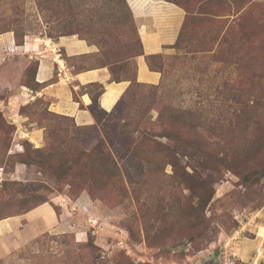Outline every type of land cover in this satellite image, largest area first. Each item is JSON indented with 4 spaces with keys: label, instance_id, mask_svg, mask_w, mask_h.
Returning a JSON list of instances; mask_svg holds the SVG:
<instances>
[{
    "label": "rangeland",
    "instance_id": "obj_1",
    "mask_svg": "<svg viewBox=\"0 0 264 264\" xmlns=\"http://www.w3.org/2000/svg\"><path fill=\"white\" fill-rule=\"evenodd\" d=\"M166 1L184 19L149 59L162 74L149 84L136 81L134 0H0V219L41 205L59 217L18 248L0 237V264H219L222 251L253 264L257 247L264 257V0ZM62 36L95 49L69 57L53 44L74 70L130 81L91 125L37 94L36 46Z\"/></svg>",
    "mask_w": 264,
    "mask_h": 264
},
{
    "label": "crops",
    "instance_id": "obj_2",
    "mask_svg": "<svg viewBox=\"0 0 264 264\" xmlns=\"http://www.w3.org/2000/svg\"><path fill=\"white\" fill-rule=\"evenodd\" d=\"M134 1L141 7L137 16L145 53L137 58V81L157 84L162 74L149 67L145 55L164 52L166 50L164 46L175 41L184 13L181 8L166 0H154V6L148 0ZM39 42L36 47L40 49L38 58L41 62L36 73V81L41 87L37 94L49 99L52 111L73 117L80 126L93 124L95 118L89 110V105L92 103L90 93L87 90L79 92L82 86L93 82L105 86V91L99 99L100 106L107 112L117 107L120 98L130 85L129 80L112 81L111 71L107 67L74 70L73 66L59 57L58 50L54 53L53 49L55 44L56 49L61 47L69 57H73L93 52L95 50L93 46L82 39L68 36H62L57 42L51 40L50 44L47 39L43 42L42 38ZM74 92H78V100L74 98ZM16 166V173L19 174L22 164L17 163ZM3 174L4 167L0 165V181L5 178ZM51 208L41 205L21 215L0 219V237L12 241L16 248L20 247L28 239L42 234L59 222L57 212L52 206Z\"/></svg>",
    "mask_w": 264,
    "mask_h": 264
},
{
    "label": "trees",
    "instance_id": "obj_3",
    "mask_svg": "<svg viewBox=\"0 0 264 264\" xmlns=\"http://www.w3.org/2000/svg\"><path fill=\"white\" fill-rule=\"evenodd\" d=\"M119 2H121L122 4H125V6H127L128 7V5H127V2H126V0H119ZM117 3H118V0H117ZM108 10H112L111 8H109ZM17 44V43H16ZM145 53H144V50H143V53L141 54V55H144ZM153 55H157V54H150V55H145V57H146V61L148 62V64H149V59L153 56ZM101 67H103V66H101ZM149 67L152 69V70H156V71H159V70H157V69H155L153 66H151V64H149ZM92 68H97V67H92ZM87 69H89V68H87ZM36 70H37V68H36ZM37 73V72H36ZM136 73H137V70H136ZM121 80H127V79H117V78H115V79H113L112 78V81H121ZM136 81H137V77H136ZM41 86V85H40ZM91 86H97L98 87V90L96 91V93L95 94H93L92 92H90V90L88 89V87H91ZM81 89L82 90H87V92H89L90 93V96H91V99H92V103L89 105V109L90 110H93L96 106L97 107H100L103 111H105L106 113H109V112H107L106 110H104L101 106H100V101H99V99H100V97H101V95L104 93V91H105V86L102 84V83H98V82H93V83H90V84H88V85H86V86H82L81 87ZM74 98L76 99V100H78V97H76V95H75V92H74ZM122 98V97H121ZM120 101V100H119ZM119 103V102H118Z\"/></svg>",
    "mask_w": 264,
    "mask_h": 264
},
{
    "label": "built area",
    "instance_id": "obj_4",
    "mask_svg": "<svg viewBox=\"0 0 264 264\" xmlns=\"http://www.w3.org/2000/svg\"><path fill=\"white\" fill-rule=\"evenodd\" d=\"M261 252V247H257L256 248V262L255 264H260L261 261L263 260L262 256H259ZM222 259L220 260L219 264H237V260H236V256L234 253L229 252V251H222V255H221ZM254 258V259H255Z\"/></svg>",
    "mask_w": 264,
    "mask_h": 264
},
{
    "label": "bare ground",
    "instance_id": "obj_5",
    "mask_svg": "<svg viewBox=\"0 0 264 264\" xmlns=\"http://www.w3.org/2000/svg\"><path fill=\"white\" fill-rule=\"evenodd\" d=\"M259 236L264 237V226L259 227ZM259 256H261V252ZM255 262H256V258L254 259L253 264H255Z\"/></svg>",
    "mask_w": 264,
    "mask_h": 264
}]
</instances>
